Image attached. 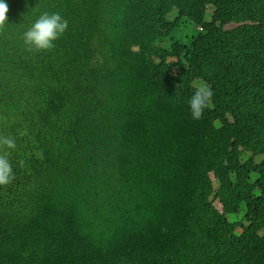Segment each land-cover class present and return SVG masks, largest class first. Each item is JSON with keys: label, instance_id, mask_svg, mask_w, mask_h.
I'll return each instance as SVG.
<instances>
[{"label": "trees", "instance_id": "16d2710c", "mask_svg": "<svg viewBox=\"0 0 264 264\" xmlns=\"http://www.w3.org/2000/svg\"><path fill=\"white\" fill-rule=\"evenodd\" d=\"M6 3L0 264H264V0ZM41 11L68 26L37 52Z\"/></svg>", "mask_w": 264, "mask_h": 264}, {"label": "clouds", "instance_id": "9594fccd", "mask_svg": "<svg viewBox=\"0 0 264 264\" xmlns=\"http://www.w3.org/2000/svg\"><path fill=\"white\" fill-rule=\"evenodd\" d=\"M8 9V5L6 0H0V28H4L7 23L6 12ZM68 26V21L64 18L59 12L56 11H41L34 16L28 26L21 33V40L23 44L30 50L34 51H44L49 50L54 46V42L64 33ZM176 58H173L169 61H176ZM198 85L194 87V91L187 99V106L190 112V115L193 119H201L203 118L206 109L210 105V100L213 95V89L205 84L204 81H196ZM182 99V94L177 96L174 95L172 97V106L175 108L178 105V109L181 113L179 104ZM182 114V113H181ZM15 147V141L12 137L5 136L0 137V185L9 184L13 178V165L9 159L8 150H11ZM253 153V151H252ZM247 155V154H246ZM256 155L254 161L258 162V164H262L264 166V151H257L253 153ZM251 182L253 183V192L254 194L260 193L261 196L258 197L260 212L258 214H254L257 219L264 220V190L261 189L256 183V180L252 178ZM221 207V205L219 206ZM247 209L242 214L237 215L244 216L245 224H250L251 220L247 219L245 216ZM236 217V216H235ZM240 228V230L238 229ZM237 231H242L243 228L241 226L236 227ZM259 235H264V224L260 229Z\"/></svg>", "mask_w": 264, "mask_h": 264}, {"label": "rangeland", "instance_id": "374dc122", "mask_svg": "<svg viewBox=\"0 0 264 264\" xmlns=\"http://www.w3.org/2000/svg\"><path fill=\"white\" fill-rule=\"evenodd\" d=\"M209 15H210V13L209 12H207V16L209 17ZM239 230H240V228H238Z\"/></svg>", "mask_w": 264, "mask_h": 264}]
</instances>
